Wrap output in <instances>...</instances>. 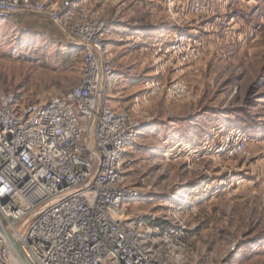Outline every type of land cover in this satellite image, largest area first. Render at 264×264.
Here are the masks:
<instances>
[{"label": "rangeland", "instance_id": "rangeland-1", "mask_svg": "<svg viewBox=\"0 0 264 264\" xmlns=\"http://www.w3.org/2000/svg\"><path fill=\"white\" fill-rule=\"evenodd\" d=\"M196 1L200 11L194 0H87L109 22L113 105L143 123L127 179L143 197L128 212L182 227V249L166 248L182 264H264V0ZM19 16L33 27L0 25V94H66L84 66L79 45L46 16ZM180 33L192 43L172 48ZM172 81L187 93L167 96ZM232 128L245 143L218 149Z\"/></svg>", "mask_w": 264, "mask_h": 264}, {"label": "built area", "instance_id": "built-area-1", "mask_svg": "<svg viewBox=\"0 0 264 264\" xmlns=\"http://www.w3.org/2000/svg\"><path fill=\"white\" fill-rule=\"evenodd\" d=\"M192 9L200 11V2ZM18 13L49 18L79 45L84 66L62 96L30 102L17 92L0 94L5 231L17 236L31 264H182L166 249H182L176 244L182 227L166 226L156 213L128 212L132 197L142 194L127 179L129 150L143 123L112 104L121 77L109 52L108 20L87 0H0L1 20ZM182 34L172 48L192 43ZM160 85L157 77L145 84L152 91ZM187 91L181 81L166 86L169 97ZM245 136L232 128L218 149L243 145ZM0 264H18L1 235Z\"/></svg>", "mask_w": 264, "mask_h": 264}, {"label": "crops", "instance_id": "crops-1", "mask_svg": "<svg viewBox=\"0 0 264 264\" xmlns=\"http://www.w3.org/2000/svg\"><path fill=\"white\" fill-rule=\"evenodd\" d=\"M19 15H27V14H25V13H18V14L13 15L9 20H1L0 19V25L2 24L3 27H6L9 24H11V27L17 28V29L20 28L21 26L24 27V28H26V29H30V28L33 27L32 24L18 21L17 19H18V17H20ZM112 27H111V29H112ZM62 34H64V33L62 32ZM112 104H113V100H112Z\"/></svg>", "mask_w": 264, "mask_h": 264}, {"label": "water", "instance_id": "water-1", "mask_svg": "<svg viewBox=\"0 0 264 264\" xmlns=\"http://www.w3.org/2000/svg\"><path fill=\"white\" fill-rule=\"evenodd\" d=\"M0 232H6L1 222H0ZM8 235L12 239L11 240L12 246H13L14 250L20 255L23 264H31L28 261V259L26 258L25 254H24V252L22 250V247H21V244H20L19 240L18 239H15L13 237V234H11V233H8Z\"/></svg>", "mask_w": 264, "mask_h": 264}, {"label": "bare ground", "instance_id": "bare-ground-1", "mask_svg": "<svg viewBox=\"0 0 264 264\" xmlns=\"http://www.w3.org/2000/svg\"><path fill=\"white\" fill-rule=\"evenodd\" d=\"M179 32H181V31H179ZM139 197L141 198V197H143V196L140 195V194H137L136 196L132 197V199H131L130 201L133 202V200H135V199H136V200H139V199H138ZM0 235H1L3 238L9 240L8 243H9V245H10V247H11L12 252H13L14 260H15L18 264H23L20 255L14 250V248H13V246H12V242H11L12 239L9 237L8 233H7V232H0ZM13 237H14L15 239H17V236H16L15 234L13 235Z\"/></svg>", "mask_w": 264, "mask_h": 264}]
</instances>
